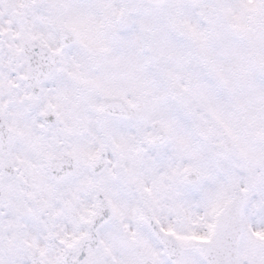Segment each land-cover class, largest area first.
Segmentation results:
<instances>
[{
	"label": "snow or ice",
	"instance_id": "1",
	"mask_svg": "<svg viewBox=\"0 0 264 264\" xmlns=\"http://www.w3.org/2000/svg\"><path fill=\"white\" fill-rule=\"evenodd\" d=\"M0 264H264V0H0Z\"/></svg>",
	"mask_w": 264,
	"mask_h": 264
}]
</instances>
